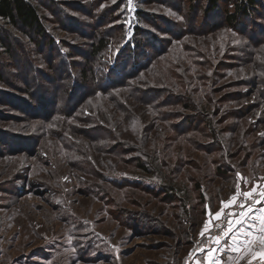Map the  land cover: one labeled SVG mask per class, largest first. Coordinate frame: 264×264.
<instances>
[{
  "label": "rangeland",
  "instance_id": "1",
  "mask_svg": "<svg viewBox=\"0 0 264 264\" xmlns=\"http://www.w3.org/2000/svg\"><path fill=\"white\" fill-rule=\"evenodd\" d=\"M32 1L46 35L0 43V264H207L209 209L264 188V0Z\"/></svg>",
  "mask_w": 264,
  "mask_h": 264
},
{
  "label": "snow or ice",
  "instance_id": "2",
  "mask_svg": "<svg viewBox=\"0 0 264 264\" xmlns=\"http://www.w3.org/2000/svg\"><path fill=\"white\" fill-rule=\"evenodd\" d=\"M261 202H264V188L253 186L248 191H242L237 185L235 193L227 201H221L219 211L213 214L209 209V220L205 222L200 236L204 237L212 226L220 228L221 234L210 237L216 247L208 249L207 264H223L217 253H224L226 249L237 253L234 259L230 257L233 259V264H240L241 260H246L247 264H253V261H257V264H264V207L256 208V205ZM233 207H238L240 211L225 213V209ZM225 216L227 218L223 220ZM212 221L221 223L213 225ZM229 236L230 243L222 245L221 242Z\"/></svg>",
  "mask_w": 264,
  "mask_h": 264
},
{
  "label": "trees",
  "instance_id": "3",
  "mask_svg": "<svg viewBox=\"0 0 264 264\" xmlns=\"http://www.w3.org/2000/svg\"><path fill=\"white\" fill-rule=\"evenodd\" d=\"M221 0H208V7L209 9H214L219 6ZM230 3H233V10L226 12V19L229 22H234L237 19V15L247 14L253 9L258 0H229ZM6 25L16 27L18 29H29V30H36L40 34L46 35V27L42 20V14L40 13L38 6L32 0H0V43L1 45L4 42V38L10 37L9 29L6 28ZM144 35L147 32L143 33ZM148 35V34H147ZM146 35V36H147ZM150 35V34H149ZM151 36V35H150ZM150 39V37L148 36ZM154 40V38H153ZM109 39L106 37L96 38L95 44L92 49L90 62L95 63L101 52L107 47ZM129 50H133V64L135 69L141 65V56L142 51L138 50L136 47L138 45V41H128ZM7 48H10V44L6 45ZM138 50H136V49ZM57 51H60L57 49ZM137 52L139 55L138 57L135 55ZM144 52V51H143ZM145 53V52H144ZM127 55V57H126ZM129 55L124 53V55L120 54L117 59H115V65H110V68L106 71L105 69L102 71L100 70V77L107 76V78L114 80H121L123 75L132 71V69H127L125 63L129 60ZM63 61V60H62ZM64 62V61H63ZM67 62V59H65ZM70 66V65H69ZM114 66V67H113ZM116 66V67H115ZM96 65H93V76L96 77L95 71ZM105 71V72H104ZM86 72L85 74H87ZM116 73V75H114ZM72 80H75L74 74L72 73ZM142 167L147 171L148 167L147 164H142ZM171 186V185H170ZM164 189H173V187H169V185L163 184L162 186Z\"/></svg>",
  "mask_w": 264,
  "mask_h": 264
},
{
  "label": "crops",
  "instance_id": "4",
  "mask_svg": "<svg viewBox=\"0 0 264 264\" xmlns=\"http://www.w3.org/2000/svg\"><path fill=\"white\" fill-rule=\"evenodd\" d=\"M228 243H230V238H229L228 242H221L222 245H227ZM215 247H216V245L214 244V246L212 248H215ZM226 252H229V251H227V249H226L224 253H219V252L217 253L220 256V259H221L222 262H226L229 259V257L234 256L232 252H230L229 256H226Z\"/></svg>",
  "mask_w": 264,
  "mask_h": 264
},
{
  "label": "built area",
  "instance_id": "5",
  "mask_svg": "<svg viewBox=\"0 0 264 264\" xmlns=\"http://www.w3.org/2000/svg\"><path fill=\"white\" fill-rule=\"evenodd\" d=\"M216 230H220V233H219V235H220L221 234V229L220 228H216ZM255 264H257V262Z\"/></svg>",
  "mask_w": 264,
  "mask_h": 264
}]
</instances>
